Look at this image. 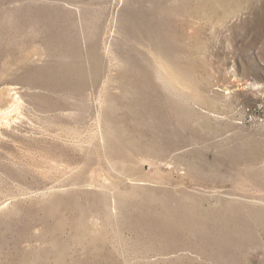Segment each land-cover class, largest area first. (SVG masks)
Returning <instances> with one entry per match:
<instances>
[{
	"label": "rangeland",
	"instance_id": "obj_1",
	"mask_svg": "<svg viewBox=\"0 0 264 264\" xmlns=\"http://www.w3.org/2000/svg\"><path fill=\"white\" fill-rule=\"evenodd\" d=\"M0 264H264V0H0Z\"/></svg>",
	"mask_w": 264,
	"mask_h": 264
},
{
	"label": "bare ground",
	"instance_id": "obj_2",
	"mask_svg": "<svg viewBox=\"0 0 264 264\" xmlns=\"http://www.w3.org/2000/svg\"><path fill=\"white\" fill-rule=\"evenodd\" d=\"M93 238H94V237H93ZM93 238H92V239H93ZM94 239H95V238H94Z\"/></svg>",
	"mask_w": 264,
	"mask_h": 264
}]
</instances>
